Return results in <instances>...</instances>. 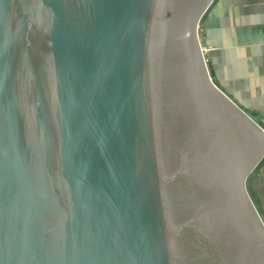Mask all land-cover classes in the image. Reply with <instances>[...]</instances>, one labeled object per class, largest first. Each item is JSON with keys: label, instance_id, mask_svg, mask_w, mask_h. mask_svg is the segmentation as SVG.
<instances>
[{"label": "water", "instance_id": "obj_1", "mask_svg": "<svg viewBox=\"0 0 264 264\" xmlns=\"http://www.w3.org/2000/svg\"><path fill=\"white\" fill-rule=\"evenodd\" d=\"M216 0H0V264H264V119L211 75Z\"/></svg>", "mask_w": 264, "mask_h": 264}, {"label": "crops", "instance_id": "obj_2", "mask_svg": "<svg viewBox=\"0 0 264 264\" xmlns=\"http://www.w3.org/2000/svg\"><path fill=\"white\" fill-rule=\"evenodd\" d=\"M201 26L216 83L264 119V0H216Z\"/></svg>", "mask_w": 264, "mask_h": 264}, {"label": "rangeland", "instance_id": "obj_3", "mask_svg": "<svg viewBox=\"0 0 264 264\" xmlns=\"http://www.w3.org/2000/svg\"><path fill=\"white\" fill-rule=\"evenodd\" d=\"M205 15L202 17L199 25V36H200V42L202 46L204 45L202 40V34H201V22L203 21ZM206 51V49L204 48ZM264 171V169L261 171V173ZM262 177H260L259 173L254 176L250 181V189L255 196L256 200L260 203L261 208L264 212V174H261Z\"/></svg>", "mask_w": 264, "mask_h": 264}, {"label": "built area", "instance_id": "obj_4", "mask_svg": "<svg viewBox=\"0 0 264 264\" xmlns=\"http://www.w3.org/2000/svg\"><path fill=\"white\" fill-rule=\"evenodd\" d=\"M202 48H203V46H202ZM204 50V49H203ZM206 51L204 50V53H205Z\"/></svg>", "mask_w": 264, "mask_h": 264}]
</instances>
